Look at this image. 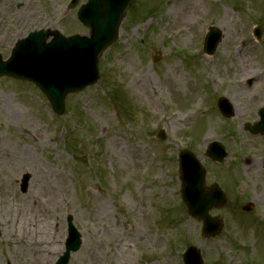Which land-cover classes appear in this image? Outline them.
<instances>
[{
    "label": "rangeland",
    "instance_id": "1",
    "mask_svg": "<svg viewBox=\"0 0 264 264\" xmlns=\"http://www.w3.org/2000/svg\"><path fill=\"white\" fill-rule=\"evenodd\" d=\"M70 1L0 0L2 60L32 31L87 36L76 20L86 0ZM209 27L223 35L211 57ZM98 70L95 85L65 98L62 117L33 85L0 79V264H54L67 216L82 243L69 264H182L189 246L204 264H264V137L243 130L264 107V0H135ZM213 141L227 152L221 164L205 156ZM183 149L205 186L226 194L209 213L223 221L214 239L181 202Z\"/></svg>",
    "mask_w": 264,
    "mask_h": 264
},
{
    "label": "water",
    "instance_id": "2",
    "mask_svg": "<svg viewBox=\"0 0 264 264\" xmlns=\"http://www.w3.org/2000/svg\"><path fill=\"white\" fill-rule=\"evenodd\" d=\"M134 0H89L88 3L78 12V20L86 27L90 28V38H83L87 42L77 44L76 48H58L52 57L56 68L73 67L81 75L89 79L72 86L70 83L63 84L55 88L49 85V78L40 70L41 56H46L47 52L41 48L45 45V40L50 36L45 32L44 37L41 34L31 35L25 42L19 43L13 51L12 59L9 63H2L0 60V77L9 76L16 79L33 82L46 95L50 101L53 111L62 115L64 98L68 93L77 92L85 87L94 84L97 79V59L104 50L117 40L119 25L125 15L126 10ZM52 42H59L63 37L58 33H53ZM257 38L261 36L259 30ZM221 39V34L217 30H210L205 40L204 52L212 55L217 44ZM70 40V39H69ZM71 39L70 41H76ZM29 41H33L30 47H25ZM20 49L17 50V48ZM22 47V48H21ZM17 50V51H16ZM64 61H60V59ZM46 62L44 68L49 64ZM95 72L92 73V65ZM93 74V76H92ZM92 76V77H91ZM91 77V78H90ZM48 84V85H47ZM64 87V88H63ZM218 108L225 117H232V109L225 99H220ZM260 122L252 127L246 125L245 130L251 134L264 135V110L260 111ZM163 139V135L160 136ZM184 158L192 157L183 153ZM207 156L215 161L221 162L225 157L222 147L213 143L207 151ZM193 158V157H192ZM191 158V165H182L180 172L181 197L187 207L190 218L199 220L203 224L202 233L206 238L215 237L221 230V222L218 219H211L208 213L211 209H217L224 205L225 198L221 191L216 187L206 189L204 187V172ZM28 177L24 176L21 184V192L24 193L27 188ZM249 211V207L245 208ZM68 239L65 245V253L56 264H67L71 252H76L81 245L80 235L75 231L68 221ZM184 264H202L197 250L190 248L183 255Z\"/></svg>",
    "mask_w": 264,
    "mask_h": 264
},
{
    "label": "bare ground",
    "instance_id": "3",
    "mask_svg": "<svg viewBox=\"0 0 264 264\" xmlns=\"http://www.w3.org/2000/svg\"><path fill=\"white\" fill-rule=\"evenodd\" d=\"M11 117H13V116L11 115ZM206 142H207V141H206V139H205L203 144H206Z\"/></svg>",
    "mask_w": 264,
    "mask_h": 264
}]
</instances>
